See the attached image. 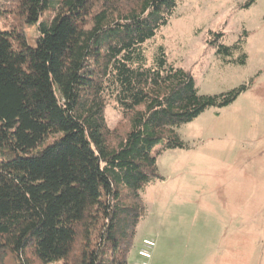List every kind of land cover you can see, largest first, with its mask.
Returning <instances> with one entry per match:
<instances>
[{
  "label": "trees",
  "instance_id": "1",
  "mask_svg": "<svg viewBox=\"0 0 264 264\" xmlns=\"http://www.w3.org/2000/svg\"><path fill=\"white\" fill-rule=\"evenodd\" d=\"M176 5L0 0V264H129L142 191L162 180L157 154L186 147L176 129L244 89L198 93L162 45L147 62ZM221 36L207 45L243 64L242 40ZM108 98L123 118L114 128Z\"/></svg>",
  "mask_w": 264,
  "mask_h": 264
},
{
  "label": "rangeland",
  "instance_id": "2",
  "mask_svg": "<svg viewBox=\"0 0 264 264\" xmlns=\"http://www.w3.org/2000/svg\"><path fill=\"white\" fill-rule=\"evenodd\" d=\"M246 1L177 0L144 45L148 63L164 46L169 62L192 72L200 94L244 89L178 127L186 147L157 154L162 180L142 191L146 213L128 263L141 262L137 248L150 238L149 264H264V0ZM26 32L36 34L34 27ZM210 32H221L224 45L241 39L245 62L227 61L238 50L216 54L206 43ZM105 119L110 128L123 122L110 98Z\"/></svg>",
  "mask_w": 264,
  "mask_h": 264
},
{
  "label": "built area",
  "instance_id": "3",
  "mask_svg": "<svg viewBox=\"0 0 264 264\" xmlns=\"http://www.w3.org/2000/svg\"><path fill=\"white\" fill-rule=\"evenodd\" d=\"M155 242L150 238H143L141 240L140 247L137 250V255L142 258L138 264H149L148 259L151 258V250L154 247Z\"/></svg>",
  "mask_w": 264,
  "mask_h": 264
},
{
  "label": "crops",
  "instance_id": "4",
  "mask_svg": "<svg viewBox=\"0 0 264 264\" xmlns=\"http://www.w3.org/2000/svg\"><path fill=\"white\" fill-rule=\"evenodd\" d=\"M138 225H139V224H138ZM137 227H138V226H137ZM136 233H137V229H136ZM135 237H136V234H135ZM135 237H134V238H135ZM142 239H143V238H142ZM139 247H140V245H139ZM139 247H138V248H139ZM138 248H137V249H138ZM136 252H137V251H136ZM129 254H130V253H129ZM133 263H138V261H133L132 263H129V264H133Z\"/></svg>",
  "mask_w": 264,
  "mask_h": 264
}]
</instances>
